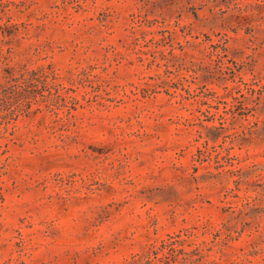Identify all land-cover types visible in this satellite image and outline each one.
Returning a JSON list of instances; mask_svg holds the SVG:
<instances>
[{
	"label": "rangeland",
	"instance_id": "rangeland-1",
	"mask_svg": "<svg viewBox=\"0 0 264 264\" xmlns=\"http://www.w3.org/2000/svg\"><path fill=\"white\" fill-rule=\"evenodd\" d=\"M0 264H264V0H0Z\"/></svg>",
	"mask_w": 264,
	"mask_h": 264
}]
</instances>
